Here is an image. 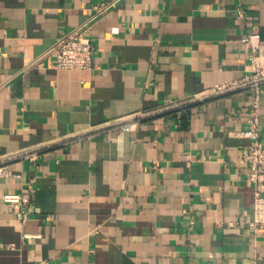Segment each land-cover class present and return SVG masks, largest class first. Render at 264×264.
I'll list each match as a JSON object with an SVG mask.
<instances>
[{
  "label": "crops",
  "instance_id": "0c3cea01",
  "mask_svg": "<svg viewBox=\"0 0 264 264\" xmlns=\"http://www.w3.org/2000/svg\"><path fill=\"white\" fill-rule=\"evenodd\" d=\"M102 1L0 0V157L39 149L4 163L0 264H264V223L228 224L253 217V91L206 94L250 72L264 0H116L91 19ZM80 25L92 67L56 69ZM257 118L263 139L264 84ZM23 190L19 220L2 195Z\"/></svg>",
  "mask_w": 264,
  "mask_h": 264
},
{
  "label": "built area",
  "instance_id": "2783aa9c",
  "mask_svg": "<svg viewBox=\"0 0 264 264\" xmlns=\"http://www.w3.org/2000/svg\"><path fill=\"white\" fill-rule=\"evenodd\" d=\"M116 0H104L100 3L91 5L93 19L96 15L109 9ZM237 13L242 16V9H238ZM90 21V19L88 20ZM241 42L247 49L248 61L251 70L242 77L232 81L212 87L206 91L207 95L218 96L227 92L249 88L253 91V100L251 104L252 115L247 120V128L237 132V135L246 137L249 143L245 149L242 161L248 167V180L253 187V217L251 220L232 219L228 221L230 225H239L247 223L254 229L258 224L264 223V138L260 139L259 123L257 118L258 100L262 92L264 84V53L263 41L260 33H245ZM55 57L56 69H90L93 62L94 47L88 29L84 25L77 26L56 38L51 48ZM183 103H167L158 107L155 111L164 112L173 107L181 106ZM152 112H146L140 116H146ZM113 125L117 127H125V123H117ZM39 149H25L15 153H9L0 157V176L6 175L4 163L6 161L17 158L34 159ZM26 190L17 193H5L2 195L3 200L17 211V218L24 219L26 213L25 207L30 204V196Z\"/></svg>",
  "mask_w": 264,
  "mask_h": 264
}]
</instances>
